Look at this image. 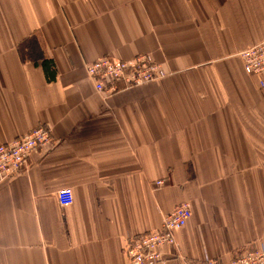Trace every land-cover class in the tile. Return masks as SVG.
I'll return each instance as SVG.
<instances>
[{
    "label": "crops",
    "instance_id": "obj_1",
    "mask_svg": "<svg viewBox=\"0 0 264 264\" xmlns=\"http://www.w3.org/2000/svg\"><path fill=\"white\" fill-rule=\"evenodd\" d=\"M263 40L264 0H0V144L54 139L0 181V264H129L128 238L183 202L160 264L264 245V88L239 55ZM138 55L167 75L95 89L88 62Z\"/></svg>",
    "mask_w": 264,
    "mask_h": 264
},
{
    "label": "built area",
    "instance_id": "obj_2",
    "mask_svg": "<svg viewBox=\"0 0 264 264\" xmlns=\"http://www.w3.org/2000/svg\"><path fill=\"white\" fill-rule=\"evenodd\" d=\"M240 58L245 72L257 80L264 88V40L242 50ZM88 75L93 80L99 93L113 94L120 90L139 86L161 79L167 75L159 62L150 56L138 55L133 59H114L103 56L86 64ZM54 139L45 126H37L28 132L0 144V181L12 180L30 167V159L38 149L52 146ZM164 180H158L156 186H163ZM61 206L73 203L71 188L58 191ZM192 209L188 202L177 205L164 218L158 230L149 231L139 236L129 237L125 253L129 264H160L164 261L161 249L164 246H176L175 231L182 228L191 217ZM198 264H264V245L246 247L236 253L229 261L206 258Z\"/></svg>",
    "mask_w": 264,
    "mask_h": 264
},
{
    "label": "trees",
    "instance_id": "obj_3",
    "mask_svg": "<svg viewBox=\"0 0 264 264\" xmlns=\"http://www.w3.org/2000/svg\"><path fill=\"white\" fill-rule=\"evenodd\" d=\"M48 81H53L57 77V68L53 59L45 58L42 62ZM158 80V79H157ZM154 81V80H153ZM151 82V81H150ZM148 83V82H147ZM145 84V83H144ZM143 85V84H142ZM140 86V85H139Z\"/></svg>",
    "mask_w": 264,
    "mask_h": 264
}]
</instances>
